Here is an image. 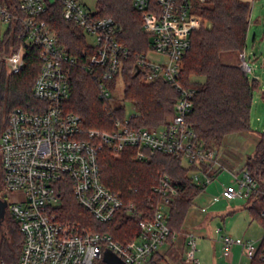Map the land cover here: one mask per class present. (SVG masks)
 Here are the masks:
<instances>
[{
  "label": "built area",
  "instance_id": "1",
  "mask_svg": "<svg viewBox=\"0 0 264 264\" xmlns=\"http://www.w3.org/2000/svg\"><path fill=\"white\" fill-rule=\"evenodd\" d=\"M209 1L132 0L151 40L150 50L137 55L139 73L147 83L162 81L172 86L178 100L174 115L159 128H135L131 120L136 115H125L115 119L111 131H103L86 130L82 118L67 110L71 97L69 73L70 67L81 65L97 81L100 98L114 114L116 109L110 103L114 89L110 84L120 77L124 60L130 56L118 41L115 21L97 17V10H90L85 0H0V24L7 26L6 32L9 27L16 30L20 42L16 51L1 54L0 60L10 74H18L25 67L29 48H34L41 63L33 88V97L41 106L31 111L13 109L0 136V196L5 195L0 200L7 202V212L24 239L18 264H107L108 251L123 264H150L168 238L176 237L168 226L171 204L178 195L171 178L163 175L152 188L149 208L138 211L103 184L100 156L104 150L113 157L133 150V159L138 162L149 161L157 153L179 159L191 168L193 184L202 188H207L214 176L229 172L232 182L215 200L251 202L264 197V181L254 179L245 167L232 168L227 163L228 151L206 148L188 122L194 108V90L181 82L183 60L191 48L192 34L212 27L200 15ZM242 1L252 5V12L256 0ZM53 9H59L63 20L86 37L82 64L51 28L47 17ZM152 54L158 59H152ZM239 58L242 70L250 73L245 51ZM68 191L99 222H111L124 211L138 223L140 234L122 243L111 234L63 219V198ZM260 218L262 235L256 242L216 231L225 258L231 257L233 248L240 247L250 262L256 257L264 262V210ZM187 247V262L201 264L195 236L188 237Z\"/></svg>",
  "mask_w": 264,
  "mask_h": 264
},
{
  "label": "trees",
  "instance_id": "2",
  "mask_svg": "<svg viewBox=\"0 0 264 264\" xmlns=\"http://www.w3.org/2000/svg\"><path fill=\"white\" fill-rule=\"evenodd\" d=\"M251 8L250 3L242 0H210L200 15L211 22L212 27L192 34L191 48L183 60L181 82L186 88L194 90V108L188 122L198 141L206 148H220L228 136L251 130V107L257 81H250L239 63L224 61L227 55L238 54L240 57L245 51ZM97 17H110L115 21L118 41L130 52L119 78L124 83L125 99L131 101L139 113L131 120L132 125L135 128L156 129L167 124L175 113L178 93L162 81L147 83L142 72L136 75L137 55L150 50L151 40L143 30L141 15L133 7L132 0H97ZM47 19L61 42L79 57L82 64L87 40L81 30L63 20L59 9L49 11ZM19 46L17 31L9 27L0 37V55L11 54ZM40 70L41 63L34 48H29L25 67L18 74H10L0 60V136L13 109L31 111L41 106L33 97ZM119 78L110 84L113 89ZM69 85L71 97L67 110L82 118L86 130L111 131L115 119L125 117L124 108H117L114 114H110V109L100 98L97 81L81 65L70 67ZM133 155V150H127L115 158L104 150L100 156L103 184L125 205L132 203L138 211L144 212L149 208L152 188L163 175H168L178 190L171 204L168 226L173 234H180L189 210L206 188L193 184L191 168L185 167L179 159L157 153L149 161L138 162ZM245 168L254 179L264 180V132L259 135L253 153L247 157ZM259 203L264 205V197H256L246 209L260 221L262 209ZM62 212L63 219L80 223L95 232L111 234L118 242H129L141 232L138 223L124 211L119 212L111 222L97 221L77 203L71 191L65 193ZM7 215V226L2 228L0 225V261L13 264L19 259L20 246L24 241L18 224ZM158 256L159 253L150 264H157ZM251 264L264 262L256 257Z\"/></svg>",
  "mask_w": 264,
  "mask_h": 264
},
{
  "label": "rangeland",
  "instance_id": "3",
  "mask_svg": "<svg viewBox=\"0 0 264 264\" xmlns=\"http://www.w3.org/2000/svg\"><path fill=\"white\" fill-rule=\"evenodd\" d=\"M197 0H193L196 3ZM88 7L92 11L97 10V0H85ZM250 25L248 30V38L246 42L245 53L247 55V63L251 67L252 71L247 73V76L250 81L256 80L257 87L253 92V102L251 107V119H250V136L251 140H245L238 138V142H234L233 138L228 137L226 139V145L230 144L238 153L251 154L254 151L253 144L257 143V137L264 132V0H256L254 8L250 14ZM7 26L0 24V37H3L6 33ZM152 59H158L157 55H151ZM224 61L227 63H240V58L238 54H231L224 57ZM125 87L122 79H118L115 89L111 92L110 103L114 109L124 108L127 117L132 115H138V111L134 107L131 101L125 99ZM248 132V133H249ZM247 133V132H244ZM234 142V143H233ZM254 144V146H255ZM230 146V145H229ZM248 147V150L245 148ZM223 150H231L228 146H224ZM245 158L241 156V158ZM116 158V157H115ZM119 158V157H117ZM260 181V180H259ZM264 181V180H263ZM232 177L229 172H222L216 177L211 184L208 185L206 190L201 193V195L196 199L198 202L200 197L207 196L211 200L220 197L225 186L231 184ZM1 198H5L4 193L1 194ZM250 204L249 201L243 199L237 200H226L221 198L219 202L214 203L209 206L208 213L216 214L214 219L203 225L201 230L195 232L197 238V258L201 261L202 264H250V261L247 257L241 255L242 250L240 247H235L232 250L231 257L225 258L222 253V247H219L218 244L214 246L212 241L218 239L216 233L217 230L221 229V235H230L234 239H250L253 241H258L262 235V225L261 222L251 216L249 211L246 209ZM260 208L264 210V205L259 203ZM10 218L14 221V219ZM15 222V221H14ZM6 223H9L8 215L6 219L0 221L2 228L6 227ZM177 237V236H176ZM23 238V237H22ZM175 238L170 240V248L168 251H165V248H162L164 253H159L157 264H176L177 259L182 264H189L183 258L182 251L179 253L180 256L177 259H174L170 252L173 249H176L177 242L174 243ZM24 241V239H23ZM20 246V250L22 248ZM181 247V244H179ZM180 249V248H179ZM175 251V250H174ZM13 264H18V261H15ZM95 264H104L102 261H97Z\"/></svg>",
  "mask_w": 264,
  "mask_h": 264
},
{
  "label": "crops",
  "instance_id": "4",
  "mask_svg": "<svg viewBox=\"0 0 264 264\" xmlns=\"http://www.w3.org/2000/svg\"><path fill=\"white\" fill-rule=\"evenodd\" d=\"M228 137H230L231 139L233 138V141L234 142H238L237 141L238 138H242V139H245V140H251L252 139L251 136H250V132L249 133L247 132V133L234 134V135H231V136H228ZM257 139H259V136L257 137ZM225 143L226 142H224V144H223L222 147L217 148V149L218 150H223V147L224 146L225 147L228 146L231 150H233L234 154L230 150H227L228 153H229V159H230V160L227 161V163L232 168H238V169L239 168L240 169L244 168L245 167V163H246V159L249 156V154H245L246 151H244L243 153L241 152L239 154L238 151H236V149H234V147H232V145L230 144L231 142H229L228 145H226L228 142L226 144ZM254 144H253V148L255 149L256 144H255V146H254ZM245 150H248V147L245 148ZM241 156L246 157V159L243 158V157L241 158ZM198 200H199L198 202H196L197 200H195L194 206L189 210V212H188V214L186 216V219H185L184 228L182 229V232L180 234H177L176 235L177 237H175L174 243L177 242V246H176L177 248L176 249H173V251L171 250V252H170L171 256L174 259L179 258L180 256H178V255L182 251L183 258L185 259V262L187 261L186 260V252L188 250V247H187V239H188V237L190 235L191 236H195L196 243H197V238L198 237L195 235V232H197L198 230H201V228L203 227L204 223L205 224L210 223L214 219V217L216 216V214H210V213H208V209L207 208L209 206L213 205V202L214 203L219 202L220 199L219 200H211L209 197L203 196V197H200ZM217 237H218V239H216V240H213L212 239V241L214 243V246L216 244H218L219 247H222V242L220 240V235H218ZM242 239H244V238H242ZM246 240H250V239H246ZM251 241H253V240H251ZM170 244L171 243L168 242L162 248H165L166 249L165 251H168L169 248H170ZM179 244H181V247H180ZM162 248L160 249L159 253H164V251L162 250ZM241 255H243V254L241 253ZM176 261H177L176 264H182L180 261L178 262V259ZM200 263H201V261H200ZM250 264H251V262H250Z\"/></svg>",
  "mask_w": 264,
  "mask_h": 264
},
{
  "label": "water",
  "instance_id": "5",
  "mask_svg": "<svg viewBox=\"0 0 264 264\" xmlns=\"http://www.w3.org/2000/svg\"><path fill=\"white\" fill-rule=\"evenodd\" d=\"M137 74H139V69L137 70L136 75ZM7 206V202L0 200V221H3L5 219ZM105 262L107 264H123L118 257H116L113 253L109 251L105 255Z\"/></svg>",
  "mask_w": 264,
  "mask_h": 264
},
{
  "label": "flooded vegetation",
  "instance_id": "6",
  "mask_svg": "<svg viewBox=\"0 0 264 264\" xmlns=\"http://www.w3.org/2000/svg\"><path fill=\"white\" fill-rule=\"evenodd\" d=\"M7 209H8V206L6 207V215L8 214Z\"/></svg>",
  "mask_w": 264,
  "mask_h": 264
}]
</instances>
